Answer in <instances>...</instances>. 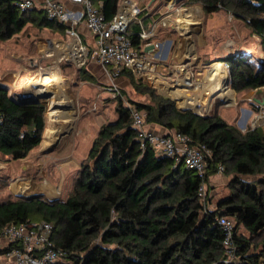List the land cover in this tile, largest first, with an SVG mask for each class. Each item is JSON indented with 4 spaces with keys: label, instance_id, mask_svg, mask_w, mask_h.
<instances>
[{
    "label": "trees",
    "instance_id": "trees-1",
    "mask_svg": "<svg viewBox=\"0 0 264 264\" xmlns=\"http://www.w3.org/2000/svg\"><path fill=\"white\" fill-rule=\"evenodd\" d=\"M90 1L106 21L115 17L121 2ZM15 2L0 0V42L27 25L63 34V25L47 19L40 10L21 11ZM194 5L204 16L231 15L258 39L255 45L264 52V0L183 1L185 7ZM142 27L149 28L144 20ZM140 30L136 22L127 29L138 50L144 43L138 36ZM224 62L233 90L255 92L262 102L264 60L238 52ZM81 80L90 82L92 77L82 70ZM129 83L150 103L124 101L120 90L116 120L99 129L67 199L2 201L0 228L25 221L51 224L52 242L65 252L68 264H223V234L216 223L223 216L234 223L233 242L241 261L264 264V131L241 132L215 114L180 111L142 81L130 77ZM18 96L0 86V156L8 161L25 159L39 146L45 129L46 108L40 103L18 105L14 102ZM128 107L145 113V123L187 135L194 145L210 149L204 177L208 190V178L218 165L229 179L226 193L211 208L212 196L205 205L197 196L202 180L194 172L157 155L150 146L140 148Z\"/></svg>",
    "mask_w": 264,
    "mask_h": 264
},
{
    "label": "rangeland",
    "instance_id": "rangeland-1",
    "mask_svg": "<svg viewBox=\"0 0 264 264\" xmlns=\"http://www.w3.org/2000/svg\"><path fill=\"white\" fill-rule=\"evenodd\" d=\"M137 1L139 6L144 9L147 1ZM183 1L184 0H171V2H166V0H161L156 1V4L159 2V10L163 13L162 16H169V20L171 21L169 24L170 26L166 30L173 34L176 39L178 38L177 42L181 46H193V55L196 58L195 63L197 66L199 64L201 65L199 68L202 69L201 75H194L190 80L192 86H189L187 90L185 89L184 93L187 96V101L190 99L192 100V98H199L198 100H200V103L198 105L199 108H201L200 112L204 116L215 114L226 123L234 125L241 132L252 129L253 126L254 128H260L264 131V124L254 125L255 119H264V102L262 103L260 101L259 96L255 92L236 93L228 79V64L224 62L227 57L238 52H244L248 58L253 57L255 61L264 60V52L260 46L255 45L258 39L252 36L250 31L240 22L236 21L231 15L215 13L204 16L198 5L185 7L183 6ZM168 3L170 7L165 9V6H167ZM181 9L192 10L191 14L195 18V21L198 22L197 25L193 26L194 28L192 27L193 30H191L189 37L180 35V31L177 29V19L179 18L178 11L182 12ZM196 10L200 12H197ZM144 13L145 10H142L141 16ZM45 30L47 31V29ZM54 34L58 35L55 38H60L62 36L59 33H53L50 31L45 32L34 26H28L18 37L27 39L32 37L54 38ZM187 40L191 42H187ZM11 41L13 43L12 45L17 50L21 48V46L23 48L26 47V45L21 44V40ZM9 42L10 41H4L2 43L6 45ZM39 50L40 48L38 49V52ZM30 54V56L36 58L35 61L40 58L38 53H35L36 55H34L33 48L32 51H30ZM7 60H9L8 57L0 52V72L4 69L8 70L6 67ZM218 62L226 65V87L233 94V103L217 98L216 94L211 95L210 97L205 95L206 92L204 89L209 82L204 75V71L212 64ZM35 64L38 65V63ZM61 66V78L64 80L65 92L74 102V106H72L73 114L71 111L68 113L75 117L71 123V133L67 136L65 147L61 150L63 152L58 153V149H54L52 152L44 153V151H41L40 146H38L33 149L25 159L18 163H12L0 156V202L5 200L14 201L18 198L24 199L29 197H36L47 201H65L72 191L73 181L80 164L87 157L92 141L97 136L99 129L103 125L116 120L115 108L117 100L107 94V91L103 92L98 89V82L103 83L102 85H106L101 78L98 69L93 70L92 76L94 79L86 83L81 80L82 73L80 71H75L73 68L64 65ZM91 66L93 65H90L88 70H91ZM25 81L26 79H22L18 84H23ZM83 82L86 84H82ZM39 84L40 83H37L36 85ZM148 88L153 90L155 95L171 100L178 110L186 109V111H191L193 113L198 112V107H181L178 98L173 99L166 95L169 93H166L164 96L161 94L162 92L159 93L150 86H148ZM176 89H182V87ZM32 90L34 89L32 88ZM122 91L125 101L126 99L135 102H142L143 99H146L147 103L150 101L149 97H142L134 92L129 82L127 86L122 88ZM40 94V104L46 108L44 114V119L46 121V114L49 111V93L44 91ZM142 103L145 102L143 101ZM218 179H220L221 182L217 184L214 195L210 198L211 200L209 199L211 202L210 208L215 200L226 193L225 186L229 179L224 174L219 177L212 175L208 178V181L216 183ZM44 182H48L50 187L56 190L55 195L49 196L46 192L40 191V186L43 185ZM17 184H25L27 186L28 191L26 194H20V197L14 195L11 186Z\"/></svg>",
    "mask_w": 264,
    "mask_h": 264
},
{
    "label": "built area",
    "instance_id": "built-area-1",
    "mask_svg": "<svg viewBox=\"0 0 264 264\" xmlns=\"http://www.w3.org/2000/svg\"><path fill=\"white\" fill-rule=\"evenodd\" d=\"M62 1L41 0L37 3L35 0H17L15 5L21 11H32L38 7L47 19L63 25L65 30L62 36L49 39L40 53L56 55L58 64L68 63L76 68L84 67L89 61L94 60L102 68L108 81L106 85L100 86V90L107 91L106 93L113 98H121L115 80L124 71L159 93L162 91L156 85L158 79L166 82V85H160L162 89H176L185 86L182 81H187L189 86H192L190 81L192 77L201 75L202 69H199L201 65L197 66L195 56L187 53L188 47L185 49L183 61L177 65H168L170 73L167 75L157 73L158 66H165V59H160L156 53H144L142 48L136 49L127 35L129 25L136 22L141 28L138 36L144 42L143 48L151 44L150 39L155 37L153 25L148 30L142 27L141 12L142 10L146 12L147 9L139 7L134 0H121L117 14L111 21H106L98 7L90 0H67L73 9H67ZM169 7L168 3L166 8ZM80 25H83L90 35V42H84L85 38L78 30ZM33 92L39 95V91ZM161 94L165 96L164 92ZM128 108L131 127L135 131L140 148L144 150L150 146L157 155L170 158L175 165L183 164L186 169L194 172L202 180L197 189V196L202 204H207L209 192L204 177L207 173V159L211 157L210 149L204 145H194L187 135L178 133L160 135L148 132L145 126V113L132 107ZM195 114L204 116L199 111ZM1 119L0 115V123ZM223 171V166L218 165L215 174L222 175ZM216 223L223 234V264H252L241 261L237 255L233 242V221L221 216L216 219ZM51 237L52 226L45 221L5 225L0 228V241H4L2 256L11 259L13 264H68L65 252L54 246ZM10 245L13 247L8 249Z\"/></svg>",
    "mask_w": 264,
    "mask_h": 264
},
{
    "label": "crops",
    "instance_id": "crops-1",
    "mask_svg": "<svg viewBox=\"0 0 264 264\" xmlns=\"http://www.w3.org/2000/svg\"><path fill=\"white\" fill-rule=\"evenodd\" d=\"M35 1L37 3L41 2V0H35ZM134 1L136 3H138L137 0H134ZM146 1H147V4L145 5L144 8H146L147 11L141 16V19L144 20L145 25H147V27L151 28L152 26H150V25H153V27H154L155 37L153 39H150V42H151V44L155 45L156 47L154 46V49L151 53H153V54L156 53L160 57V59H165V62H166L165 66H161V67L158 66L157 73L161 74V75H165V74L167 75L168 73L171 72L170 66L177 65L181 61H183V56H185V49L187 48V46L183 47L180 44H178V42H177L178 38L176 39L173 34L169 33L166 30L170 26L169 24L171 23V21L169 20V16H164V17L162 16L163 13H161V11L159 10L160 9V6H159L160 4H158L159 2L157 4H151L150 0H146ZM156 1H161V0H156ZM62 2L67 9H73V6L70 5V3L67 0H63ZM166 2H169V1H166ZM138 5H139V3H138ZM153 9H155V10H153ZM165 9H166V6H165ZM34 10L42 11L38 7H36ZM183 10H185V9H183ZM165 15H166V11H165ZM163 23H164V25H162ZM28 26H32V25H27L25 28H27ZM25 28L23 29L22 33L24 32ZM149 28H146L145 30H148ZM42 30L45 32H49L48 30L46 31L45 29H42ZM78 30L83 34V36L85 38L84 42L85 43L90 42V35L86 31L85 27L83 25H80ZM53 33H56V32H53ZM19 34L15 35L11 39L7 40L6 42H8V41H10V42L6 45H4V43L0 42V52L2 54H4L6 57H8V59H9V60H7V65H6L8 70L4 69L3 71L0 72V86L7 89L8 93L13 92L10 89L11 85L12 84H18L19 81H21L22 79H28V78H33L34 80L37 78L41 79L42 77L45 76V74H50L51 72H55L60 76L61 75V67H62L61 65L71 67L75 71H80L81 73L83 70L85 72V74L92 77V80L94 79L92 76L93 70L98 69L104 83L108 82L107 78L104 76L102 68L98 64H96L94 60L89 61L82 68H76L72 64H68V63L58 64L56 61V55L51 56L50 54L40 53L41 49H44V45H47V42L49 41V39L50 40L55 39V37L58 36L57 34H54V38H42V37L34 38V37H32L29 39L22 38V37L19 38L18 37ZM60 35H62V34H60ZM11 40H21V44L26 45V47L23 48L21 46V48H19L17 50L12 45L13 43ZM174 41H175V43H174ZM179 41H181V40H179ZM142 45H141V48H142L141 50H143ZM32 48H33L34 55H36L35 53H38L40 56V58L37 59V61H35L36 58L34 56H30L31 55L30 51H32ZM39 48H40V50L38 52ZM35 63H38V65H36ZM169 64H170V66H168ZM90 65H93V66H91V70H88V67L90 68ZM129 79H130V77L128 74L126 75V74L122 73L121 76L115 80V83L117 84L119 89H121V91H122V88L128 85ZM85 82L88 83L87 81H85ZM85 82H83L82 84H84ZM98 84H97L99 86L98 89L100 90V86L103 83L98 82ZM30 91H34V90H29V91H24V92H30ZM37 91H38V89H37ZM16 93L20 94V92H16ZM144 97H146V96H144ZM122 98H123V96H122ZM143 101L145 103H147L146 99H143L142 102ZM148 103H150V101H148ZM145 124H146L145 126H146V129L148 132H152V133L160 134V135H170L172 133H176L174 131H167L164 128H162L158 125H155V124H149V123H145ZM69 134H70V130H69ZM65 138H67V136ZM41 141H42V138H41ZM39 146H40V144H39ZM44 151H46V149ZM89 151H90V149H89ZM4 159L8 160L7 157H4ZM21 161L22 160H19V161H11L10 160V162H12V163H18ZM213 176L219 177L220 175L214 174ZM219 182H221L220 179H218L216 183L209 182V190H208L209 196L214 195V191L216 190L215 188ZM14 195L18 197L20 195V193H17ZM3 245H4V241H0V264H13L11 259H5L2 256L3 251H4V249H2Z\"/></svg>",
    "mask_w": 264,
    "mask_h": 264
},
{
    "label": "bare ground",
    "instance_id": "bare-ground-1",
    "mask_svg": "<svg viewBox=\"0 0 264 264\" xmlns=\"http://www.w3.org/2000/svg\"><path fill=\"white\" fill-rule=\"evenodd\" d=\"M168 1L171 2V0ZM191 13L192 10H182V12L178 11L179 18L177 19V29L180 31V35L189 37L191 30H193L194 28L193 26L197 25L198 22L195 21V18ZM187 42L191 41L187 40ZM192 48L193 46L187 48L188 54H193ZM204 75L207 78V81L209 82L204 89V91L206 92L205 95H208L210 97L211 95L216 94L217 98H221L225 101L233 103V94L226 87L227 78L225 79L226 68L224 64L220 62L212 64L208 67V69L204 71ZM37 83L40 84L36 85ZM165 83L166 82L164 80L158 79L156 85H158V88L162 92H164V94L169 93L166 95L170 96L173 99L178 98L179 105L181 107H198L197 110L200 112L201 108H199L198 105L200 103V100H198L199 98H192V100L190 99L189 101H187V96L184 93L185 89L187 90V88L189 87V83L187 81H182V83L185 84V86H181L183 87L182 89H162L163 87H160V85H166ZM32 88L34 90L38 89L39 96L41 95L40 93L44 91L49 93V111L46 114V126L42 134V141L40 143L41 151H44L46 149L44 153H49L52 152L54 149H58V153H62L63 151L61 150L65 147V140L67 139L65 137L69 135V130L71 133V123L75 118L72 116V106H74L73 99H71V97L66 94L64 89V80L61 78V75L59 76L55 72L45 74V76L39 80L38 78L35 80L33 78H28L23 84H12L10 89L12 91H28L32 90ZM70 111L72 114L68 113ZM258 124H264V119H255L254 125ZM11 190L14 194H26V192L28 191L27 186L25 184H17L11 186ZM40 191L46 192L49 196H53L56 193V190L50 187L48 182H44L43 185L40 186Z\"/></svg>",
    "mask_w": 264,
    "mask_h": 264
},
{
    "label": "water",
    "instance_id": "water-1",
    "mask_svg": "<svg viewBox=\"0 0 264 264\" xmlns=\"http://www.w3.org/2000/svg\"><path fill=\"white\" fill-rule=\"evenodd\" d=\"M156 0H150L151 4H156L155 2ZM167 1V0H166ZM154 49V45L153 44H149L147 46H145L143 48V52L144 53H150L152 52ZM226 85H227V81H226ZM37 91V90H34ZM35 93V92H34ZM33 91L31 92H20L19 96L14 99V102L18 105H23V104H31V103H40V99H39V95L38 94H34ZM264 101H262L263 103ZM180 111H186V109H180ZM21 195H19L18 197H20Z\"/></svg>",
    "mask_w": 264,
    "mask_h": 264
}]
</instances>
